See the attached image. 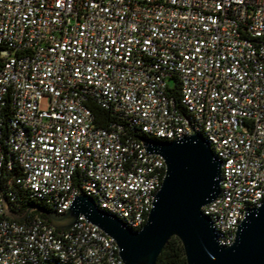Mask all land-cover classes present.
<instances>
[{
    "label": "built area",
    "instance_id": "2783aa9c",
    "mask_svg": "<svg viewBox=\"0 0 264 264\" xmlns=\"http://www.w3.org/2000/svg\"><path fill=\"white\" fill-rule=\"evenodd\" d=\"M191 129L221 163L201 212L228 246L264 200V0H0V264H123L82 216L57 232L3 200L63 214L82 192L138 230L165 164L128 133Z\"/></svg>",
    "mask_w": 264,
    "mask_h": 264
},
{
    "label": "water",
    "instance_id": "95a60500",
    "mask_svg": "<svg viewBox=\"0 0 264 264\" xmlns=\"http://www.w3.org/2000/svg\"><path fill=\"white\" fill-rule=\"evenodd\" d=\"M139 140L148 154L158 155L165 164L152 207L140 229L131 230L99 210L82 192L63 214L36 206L16 214L3 200L5 215L20 221L37 211L57 232L70 229L82 216L114 240L123 264H156L171 237L180 241L187 264H264V200L259 207L246 211L228 246L219 244L212 222L201 212L219 195L221 163L200 134L191 129L188 136L178 140Z\"/></svg>",
    "mask_w": 264,
    "mask_h": 264
},
{
    "label": "trees",
    "instance_id": "16d2710c",
    "mask_svg": "<svg viewBox=\"0 0 264 264\" xmlns=\"http://www.w3.org/2000/svg\"><path fill=\"white\" fill-rule=\"evenodd\" d=\"M88 107L90 108V110L92 111L93 115L96 118L100 117L104 120L102 122H97L98 124L104 126L106 124L105 121H108L110 119V117L108 116V113L105 112L104 110H102L101 108H99L98 106L93 105V104H88ZM180 112L184 114V111H182V109L180 110ZM128 134L131 135V137H133L135 139L141 138V136L135 132H130ZM16 198H17L16 199L17 202H19L21 199L20 195H18ZM29 206H36L39 208L49 210L45 204H43L42 202L36 201V200L29 199L27 201L21 202V209L23 211L26 208H28ZM29 215H30V217L31 216H38L42 220L45 219L44 216L39 214L37 211H32ZM46 223H48V222H46ZM45 264H56V263L55 262H47ZM156 264H187L185 257H184L182 245L176 237H171L167 241V243L163 247L161 253L158 255V257L156 259Z\"/></svg>",
    "mask_w": 264,
    "mask_h": 264
},
{
    "label": "rangeland",
    "instance_id": "374dc122",
    "mask_svg": "<svg viewBox=\"0 0 264 264\" xmlns=\"http://www.w3.org/2000/svg\"><path fill=\"white\" fill-rule=\"evenodd\" d=\"M169 84H171V81H168ZM46 104V97L43 96L42 101H41V107H45Z\"/></svg>",
    "mask_w": 264,
    "mask_h": 264
}]
</instances>
